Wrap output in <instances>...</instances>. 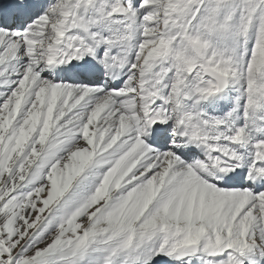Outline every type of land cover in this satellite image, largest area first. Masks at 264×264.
<instances>
[{"label":"snow or ice","instance_id":"1","mask_svg":"<svg viewBox=\"0 0 264 264\" xmlns=\"http://www.w3.org/2000/svg\"><path fill=\"white\" fill-rule=\"evenodd\" d=\"M0 264H264V0H0Z\"/></svg>","mask_w":264,"mask_h":264}]
</instances>
